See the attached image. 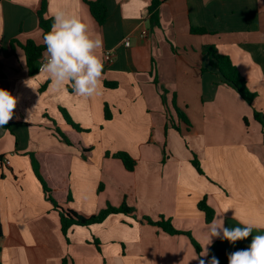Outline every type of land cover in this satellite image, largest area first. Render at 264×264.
<instances>
[{
    "label": "crops",
    "instance_id": "1",
    "mask_svg": "<svg viewBox=\"0 0 264 264\" xmlns=\"http://www.w3.org/2000/svg\"><path fill=\"white\" fill-rule=\"evenodd\" d=\"M162 1L152 15V0H106L107 19L99 25L84 0H48L45 18L63 10L101 36L100 95L79 97L70 84L55 91L39 72L44 53L32 66L21 48L2 58L0 89L18 102L0 127V264H199L189 237L171 236L147 220L171 221L203 252L207 222L198 204L205 198L215 217L223 213L225 227L249 221L261 225L253 235L264 234V124L255 118L258 112L264 120V0ZM41 4L0 0V49L12 41L44 45ZM206 46L231 60L256 95L252 104L221 82ZM163 87L187 117V128L168 120L174 114L163 104ZM121 152L136 162L134 171L112 158ZM31 155L60 207L84 218L124 202L135 212L75 226L66 238ZM251 239L232 244L213 238L209 255L200 258L214 255L229 264L228 254L248 248Z\"/></svg>",
    "mask_w": 264,
    "mask_h": 264
},
{
    "label": "clouds",
    "instance_id": "2",
    "mask_svg": "<svg viewBox=\"0 0 264 264\" xmlns=\"http://www.w3.org/2000/svg\"><path fill=\"white\" fill-rule=\"evenodd\" d=\"M43 42L46 51L39 72L51 80V87L55 91L60 92L70 84L73 93L79 97L90 98L101 94L104 62L98 50H102L103 40L98 34L93 35L90 32L88 24L76 15L58 10ZM114 51L115 49L109 50L108 55ZM17 102L18 98L8 90L0 89V127L7 125L13 118ZM235 218L234 214L233 219ZM238 225L240 226L225 227L223 213L214 217L211 223H206L204 231L208 242L202 254L199 257L195 254L194 259L199 264H219L214 255L207 261L200 258L209 255L206 246L212 243L213 238L235 244L252 236L248 248L228 254V262L264 264V234L253 235V230L260 231L261 225L249 221H238Z\"/></svg>",
    "mask_w": 264,
    "mask_h": 264
},
{
    "label": "trees",
    "instance_id": "3",
    "mask_svg": "<svg viewBox=\"0 0 264 264\" xmlns=\"http://www.w3.org/2000/svg\"><path fill=\"white\" fill-rule=\"evenodd\" d=\"M84 1L89 6L91 13L94 19L96 20V22L99 25H103L107 19V7L104 3L106 0H98L96 2H90L88 0H84ZM162 3H163L162 0H152V4L150 6V13L152 15H155V13H157ZM47 9H48V0H42L41 10L39 12V18H40V27L43 31V37L46 33L50 31L51 26L53 24V19L45 18ZM192 32L194 34H205L206 33L205 31H201V30H192ZM18 48H21L25 52L26 61H27L28 66H32L36 61L40 60L43 53H45L46 51L45 44L42 46H38L34 42L30 41L25 46H23L17 41H12L9 45V48L0 49V68H2V58L7 59V58L15 56ZM204 54L210 58L211 67L213 69H216L219 72L222 78L221 82L233 88L246 102H248V104H252L253 100L256 98V95L252 94L247 89L244 79L241 77L237 68L232 64L231 60L228 57L219 55L214 46L204 47ZM155 83L156 85H159V82L157 81V79L155 80ZM115 87L113 86V88ZM163 99L164 98H162V101L164 102ZM174 107L177 113L179 114L178 115L179 119L183 120L187 125H190L187 117L184 116V114L179 113L177 106L175 104H174ZM62 113H63L65 121L69 125H71L75 130L81 131V129L76 124L73 123L71 118L65 112H62ZM111 118H112V115H111L110 109L108 106H106L105 107V119L109 121L111 120ZM255 118L256 120L264 124L262 114L256 112ZM54 131L60 139L70 144V141L60 129L54 127ZM112 157L122 161L127 171L129 172L134 171L136 162L127 153H124V152L117 153V154L112 155ZM31 161H32L34 174L43 186L46 199L52 203L55 211L59 213L61 230H62L63 235L66 238L68 236L69 231L75 226L90 227L93 225L104 223L112 215H118V214L129 215V214L134 213V209L130 208L126 204V202H124L122 206L119 208L109 206L108 208L102 210L99 214L94 215L90 218L81 217L73 210L64 209L60 207L58 203L53 199L50 188L47 186V184L43 180L40 174V170H39V163L36 160L34 155H31ZM193 165L200 174H203L202 169L200 167V163L197 160L196 156L193 159ZM198 208L202 213H204L206 222L211 223L215 217V211L210 206H208L206 198L203 199L198 204ZM147 221L150 225L157 227L159 229H162L165 233L171 236L185 235L189 237L197 253L198 254L202 253V249L200 245L192 237L191 233L176 229L171 221L165 220L164 218H161L159 221H156V222L150 219ZM0 237H1V234H0ZM95 244L99 246L100 243L98 240H95ZM220 253L224 254L223 252H220ZM210 258L211 257H209V259Z\"/></svg>",
    "mask_w": 264,
    "mask_h": 264
},
{
    "label": "rangeland",
    "instance_id": "4",
    "mask_svg": "<svg viewBox=\"0 0 264 264\" xmlns=\"http://www.w3.org/2000/svg\"><path fill=\"white\" fill-rule=\"evenodd\" d=\"M160 91H161V97L164 98L163 99L164 100V102H163L164 106L167 107V109H168V107L171 108V110H172V112L174 114L173 116L169 115L168 120L170 121V123L174 125V122L176 120V121H178V123H181L182 126L187 128V126H189V125H187L183 120L179 119V116H178L179 114L175 110V107H174V104L176 105L175 98L173 97L172 100L170 101L169 96H168L169 91L165 87L161 88ZM178 111H179L180 114H183V112L181 110H178ZM166 113L168 114V111H166ZM78 132H80V131H78ZM82 133H84V132H82ZM78 134H80V133H78ZM81 137L85 139L86 135H81ZM194 158H195V156H193V159ZM134 212H135V209H134Z\"/></svg>",
    "mask_w": 264,
    "mask_h": 264
},
{
    "label": "built area",
    "instance_id": "5",
    "mask_svg": "<svg viewBox=\"0 0 264 264\" xmlns=\"http://www.w3.org/2000/svg\"><path fill=\"white\" fill-rule=\"evenodd\" d=\"M125 45H126L127 47L130 46V42L127 41V42L125 43ZM111 58H112V54H111V55H108V53H107L106 56H105L106 61L109 62V61L111 60ZM6 164L9 165V162L7 161Z\"/></svg>",
    "mask_w": 264,
    "mask_h": 264
}]
</instances>
